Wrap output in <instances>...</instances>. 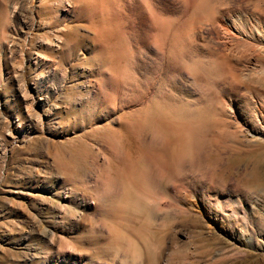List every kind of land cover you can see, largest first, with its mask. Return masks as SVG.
<instances>
[{
    "label": "rangeland",
    "instance_id": "374dc122",
    "mask_svg": "<svg viewBox=\"0 0 264 264\" xmlns=\"http://www.w3.org/2000/svg\"><path fill=\"white\" fill-rule=\"evenodd\" d=\"M87 1L0 0V264H264V137L242 127L251 143L250 152H224L213 179L209 173L187 171L179 182L164 180L167 184L161 181L162 165H158L162 162L157 158L149 167L140 165L138 172L144 176L140 179H133V171L123 165H117L116 176L107 179L108 159L115 149L106 140L107 126L119 127L118 117L139 104L136 94L146 90L147 95L155 94L156 87L157 93L167 90L192 103L206 100L213 117L224 114L232 124L236 121L231 113L234 104L252 115L247 85L230 86L219 80L210 86L183 64L162 62L151 39L154 25L148 13L152 5L157 12L174 15L185 28L192 26L185 30L187 44H192L188 53L206 50L205 43H210L209 47L216 43L213 48L220 46L217 51H223L216 26L222 14L237 17L253 11L261 16L264 0ZM101 5L106 6L104 10L109 5L108 10L112 9L107 14ZM114 8L117 13L111 12ZM110 51L116 55L119 51L123 65L111 66L114 55ZM246 56L239 58L245 62ZM239 58L234 63L230 58L235 66L229 62L236 72L238 69V76L243 74ZM263 74L245 76L250 79L249 86L263 89ZM228 157L234 159L232 165L226 161ZM146 167L161 174L152 175L155 182L146 180ZM164 184L169 190L160 199ZM97 192L109 200L98 199ZM124 196L130 197L135 207L123 214L118 206ZM82 201L87 204H79ZM207 201H220L227 208L236 201L239 214L247 210V234L253 243L246 245L236 221L216 215ZM112 225L119 234L131 233L132 239L131 244H119L116 261V253L108 248Z\"/></svg>",
    "mask_w": 264,
    "mask_h": 264
},
{
    "label": "bare ground",
    "instance_id": "6f19581e",
    "mask_svg": "<svg viewBox=\"0 0 264 264\" xmlns=\"http://www.w3.org/2000/svg\"><path fill=\"white\" fill-rule=\"evenodd\" d=\"M102 1L99 0L100 3ZM106 1L107 0H105L103 2L106 3ZM114 1H112V3ZM103 2H102V4H103ZM192 2H195V1H192ZM185 3H188V2L185 1ZM99 4L97 3V5H99ZM189 4H191V3H189ZM200 4L201 3H199L198 5H200ZM202 4H204V3H202ZM150 6H152V5H150ZM150 6H149L150 12L148 13V15L149 14L152 15V16H150V18L151 17L153 18L152 21H153V25H154L152 27L153 31L150 33V35L152 34L151 39H152V42L154 44V47H156L158 49L157 51H159L161 54L160 55L161 61L162 62L166 61L169 63L174 62V63H177V66H178V64H183L184 68L187 67L189 70H191V72H192V73L190 72L191 75L194 74L195 77H197V78L199 77L200 81L210 83L209 84L210 86H212L211 85L212 82L215 83L216 81L218 82L219 80L228 83V85H230V86H232L234 84L242 85L241 83H243L244 85H247V88H248L247 90L250 92V97H251L252 103H253L252 115L247 113L243 108L239 107L237 104H234L235 109L233 110V112H231V110H230V112L234 114L233 116L237 122L235 121L236 124H235V122H233V124H235V125H233L232 122L230 121L232 124V127L234 126L233 128H231V125H229V123H230L229 119H227V121H226V119H224L225 116L223 117L224 114L222 115L221 113H216V115L218 114V117H213L212 110L210 109V105L205 103L206 102L205 99H207V95H206L205 99L203 98L205 100V102L203 104L198 102L199 103L198 104V103H194V102L192 103L191 100L190 101H188L187 99L184 100L183 95H181L182 98H177L175 95H173V93L171 94L169 92H166L167 91L166 89H168V88H165V87H163V88H165L166 91L160 90L157 93L156 91L159 89V87H156L157 90L156 91L153 90L155 92V94L147 95V92L149 90L148 91L146 90L148 88L146 86V89L144 88L146 90V92H143L141 95L139 93L140 96H138V94H136L137 98L140 100L139 104L137 103V107L131 108L130 111L128 110L126 114L118 117L117 122H118L119 127L115 128V129H111L112 126H110L111 128H109L107 126V131L109 133L106 136L108 139H106V138L105 139L109 140V142L114 145V146H112V148L115 149V150H113V153L110 154V157L108 159L107 179H110L111 177H113V175L116 176L115 173L117 172V170L119 168V167L118 168L116 167L117 165L118 166L123 165L124 166L123 168H125V166H126V169L130 168L133 171V173L131 171H129V173L131 172L134 175L133 179L136 177L137 178L139 177L138 179H140V176H142V175H140L141 170H139L140 173L138 172V168H141L140 165L145 166V164H146L149 167V166H151L150 163H155V162L157 163V161H155V158L159 159L162 162V164L158 165V166L162 165L161 170L163 173H161L162 175L160 174L161 175L160 178L163 179V180L160 179L162 182L164 180L167 181V183H172L175 181L179 182V180H182L187 175V171H188V173H193V174L195 172H203V175L209 173V175H211L210 177L213 179L212 175L214 173V170L216 171V168L219 167V165L222 164L224 161L223 160V158H224L223 153L224 152L228 151L230 153H235V154H238V153L242 154V152H243L244 154H246L247 152L251 151V149H250L251 143H249L248 142L249 140L247 141V138L244 137L246 135L243 132V128L251 131L252 134L264 137V90H263L264 88L260 89V90L256 89V88H252L251 86H249L250 79L248 80L247 79L248 77L247 78L245 77V76H252L254 72H259L261 74L264 73V58L263 57L260 58L261 54H264V18H262L263 14L260 16L259 15L260 13H255L253 11L249 15L246 13L244 15L240 14L241 16H237V17H232V16H229L227 14H222L221 18L216 23V26L218 28L217 31L221 37V41H218V42L223 43V46H222L223 51H220V50L217 51L220 47L219 44H217L219 46L218 49H214V48H216L215 47L216 43H215V46L211 45L212 47L211 46L209 47L210 43L209 44L205 43L204 45H208V48H207V46L205 47L206 50H202V51L199 50L198 51L196 49L193 50L191 48L192 50L188 53V50H189L188 46L191 45V47H192V44L190 42H189L190 45H189V43L187 44V40H189V39H187L188 34H186L185 30L189 27V25L187 28H185L186 26L184 25V23H180L182 21H180V22L175 21L176 19L173 18L174 15H173V17H170V15L169 14L167 15L166 12H163V11L157 12L153 8H151ZM95 7H97V6L95 5ZM101 7L104 10V8L106 6L101 5ZM101 7L99 9L102 10ZM256 7H255V10H256ZM86 8H87V6H86ZM108 8H110V5L108 6ZM108 8H107V10H104L107 12V14H108V11L112 9L111 8L108 10ZM191 8H193V7H191ZM196 8L200 9L201 7L198 6ZM257 8L262 10V8H259V7H257ZM88 9H89V7H88ZM97 9H94V10H97ZM147 9H148V7H147ZM227 9L229 11V7H227ZM115 10L116 9L114 8V10H112L111 12L114 13ZM104 11H102V12L104 13ZM188 11H190V10L188 9ZM193 11H195V10H193ZM117 12L118 11H116L115 13H117ZM147 12H148V10H147ZM246 12H248V11H246ZM263 12H261V13H263ZM1 13L2 12H0V18L2 19L3 15ZM182 13L183 12L181 11L180 14L182 15ZM205 13H206V11H205ZM208 13L209 12H207V14ZM243 13H244V11H243ZM91 14L94 15V13L92 11H91ZM100 15H102V13ZM100 15H97V16H100ZM104 15L107 16V18H104L107 20L109 16L106 15V13ZM116 15L115 16L113 15L114 18L116 17ZM193 15H190V16L193 17ZM210 15H211V13H210ZM186 16H188V15H186ZM93 17H91V19ZM178 17H176V18H178ZM180 17H182V16H180ZM200 17H202V16H200ZM217 17H218V15H217ZM98 18H100V17H98ZM114 18L112 20H114ZM207 18L209 19L208 15L206 17V20H207ZM91 19H90V21H91ZM151 19H149V20H151ZM180 19H182V18H180ZM95 20L97 21V19H95ZM98 20H100V19H98ZM203 20H205V18ZM205 21L203 24H205ZM214 21H215V19H214V16L212 15V17L210 18V22H212L213 26L215 24ZM91 22H93V21H91ZM100 22H103V21H100ZM184 22L186 23L185 19H184ZM207 22H209V21H207ZM103 23H105V22H103ZM191 24H193V23H191ZM194 24H196V23H194ZM103 26L106 27L105 25H103ZM103 26H101L100 28H102ZM210 26H211V24H210ZM104 27L102 29L106 30ZM191 27L192 26H190L189 28H191ZM96 29H98V28L96 27ZM212 30H214V29H212ZM96 31L99 32L100 30L99 31L96 30ZM189 31H191V30L189 29ZM214 32H215V30H214ZM103 33H105V32H103ZM102 36H105V35L103 34ZM215 36H217V35H215ZM218 39H220V38H218ZM215 42H217V40ZM108 44H110V43H108ZM109 47H110V45H109ZM102 48H100V50H102ZM105 49H108V48H105ZM112 51H115V50L112 49ZM125 52H127V51H125ZM102 53H104V52L102 51ZM118 53H119V51H118ZM118 53H117V55H118ZM108 54L109 53H107V55ZM110 54H112L111 51H110ZM245 54L248 55L249 57L246 56L248 59L244 57L246 60H244L245 62H243V61H241V59L239 57L245 56ZM112 55H114V57H112L113 58V65H112V63H110L111 66L112 67L114 65L118 66L119 65L118 63L120 62V55L119 56H117L116 54H112ZM126 56H127V54H126ZM233 56L238 57L240 59V60L239 59L238 60L242 62V63L239 62L240 63L239 68H240V71L243 72V74H240L239 76L243 75L245 78L239 77L237 74L238 69H236L237 70V72H236L235 69L231 65H229V62L231 61V59H230L231 57H232V60H234L233 63L235 62L236 57L234 59ZM124 57H125V55H124ZM162 58H163V60H162ZM106 59H107V57H106ZM162 62H160V64H162ZM126 63L127 62H125V65H126ZM231 63H232V61H231ZM233 63H232V65H233ZM169 65H167V67ZM171 65H173V64H171ZM115 66H114V68H115ZM233 66H235V65H233ZM119 67H122V66L120 65ZM163 67H166V66L163 65ZM173 67H174V65H173ZM108 68H110V67H108ZM235 68H237V67H235ZM179 69H181V68H179ZM186 69H182V70H186ZM130 71H131V69H130ZM186 71H187L186 73H189L188 70H186ZM120 72H121L120 77L122 78L123 77V76H121L122 71L120 70ZM123 72H125V70ZM110 73H111V70H110ZM116 73H118V70ZM128 73H130V72L128 71ZM133 73L131 72V74H133ZM258 75H257V77H258ZM127 76H128V74H127ZM254 76H255V74L252 77H254ZM261 76H264V74L260 75V78L262 79L263 77H261ZM134 77H133V79H134ZM125 78H127V77H125ZM165 78L166 77H164V81H165ZM167 79H169V78H167ZM136 80H138V79H136ZM161 80H163V79L161 78ZM255 81H256V79H255ZM261 82L263 83V79H262V81L260 80V83ZM150 83H151V81H150ZM131 84L132 83H130L129 85H131ZM137 84H138V82H137ZM197 84H199V83H197ZM132 85H134V84H132ZM146 85H147V83H146ZM244 85H242V86H244ZM257 86H258V83H257ZM205 87H208V86H205ZM213 87H209V88H213ZM135 88H137V87H135ZM135 88H132V89L135 90ZM248 91H246V92H248ZM174 94H176V93H174ZM246 94H248V93H246ZM176 95H178V94H176ZM185 98H186V96H185ZM199 99H201V97ZM193 100H194V98H193ZM207 102H208V100H207ZM226 105H228V103ZM214 108H215V106H214ZM228 109H230V106ZM252 148H253V146H252ZM243 156L245 157V155H243ZM229 159H230V157H228V159L226 161H228ZM240 160H242V159L241 158L237 159V161H240ZM228 162H229V165H232L234 162V159L229 160ZM158 163H159V161H158ZM158 166H157V168H159ZM127 167H129V168H127ZM148 167H146L147 170L145 169L144 171H146V174L148 175V177H147L145 174L146 180H148L150 182L152 180L151 178H153L152 175H154L156 173H157V175H156L157 177L160 175L158 174V171H155V173H153V169L151 167L150 168H148ZM229 167H231V166H229ZM104 169H105V167H104ZM122 173H123V171L121 172V174ZM142 177H144V176H142ZM170 180H174V181L169 182ZM153 181L155 182V179ZM141 182H142V180H141ZM144 182L147 183L146 181H144ZM159 182L160 181H156L157 184H159ZM151 183H152V181H151ZM95 184H97V183H95ZM97 186H101V185H97ZM93 187L95 188L96 185L95 186L93 185ZM151 187H152V185H151ZM159 187H160V185H159ZM168 190H169L168 185L165 186V184H164L162 189H160V191H159L161 193L160 199L164 197V195L166 194V192H168ZM103 192H104V190H103ZM100 193H102V190L100 191ZM97 194H98V196H97L98 199H108L109 200V198H108L109 196H105V194H101V195H104V196H101V195H99V192H97ZM106 194H107V192H106ZM162 194H163V196H162ZM198 195H200L202 198H206L204 193H200V194L198 193ZM68 197H71V196L68 195ZM235 199L236 200L238 199L237 195H236ZM119 200L122 204L120 203V206H118L117 204L116 205L121 208L120 212H122L123 214H124V211L125 212L129 211V210H131V207H135L134 206L135 203L133 204L132 203L133 201L131 202L132 199H130V197H129V199H127V196L126 197L124 196ZM79 204L86 205L87 202L82 201V202H79ZM206 204L210 205V206H214L215 210L218 212V213H216V215L221 214V215H223V217H225V219L235 220L236 223L240 226V229H238V234H239L240 239L242 241H244L246 243V245H251L253 243V240L251 238L252 236L247 234V232H248L247 226L249 227V225H248L249 222H247L245 219V218H248L247 215H249L247 210L241 211V214H239V211H237V208H236V205H237L236 201H233L232 202L233 205L230 204L228 208L226 206L222 205L220 201H218V202L216 201V203H213V204L210 203L209 201H207ZM251 205H249V206L254 208V206H251ZM157 207L158 206H156V208ZM120 208H118V209L120 210ZM250 209H252V208H250ZM180 211L183 212V210H180ZM128 220H130V219H128ZM111 230L113 231L112 232L113 237L110 239V242H108V244H109L108 248H110L109 250H112V252L116 253V254H114L113 258L114 257L118 258V256H119V255H117L118 251L121 250V247L119 248V244L120 243L131 244L132 239L130 241V238H129L131 236H128L131 233L130 234L128 233L127 236L125 234H123V235L119 234V233H117L118 230L115 228V225L111 226ZM124 245H126V244H124ZM126 250H127V248H126ZM119 253H121V252H119ZM121 255H124V253ZM113 258H112V261H114ZM116 260L117 259H115V261ZM86 263L87 262H83L82 264H86ZM111 263H113V262H111Z\"/></svg>",
    "mask_w": 264,
    "mask_h": 264
}]
</instances>
